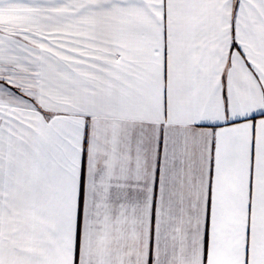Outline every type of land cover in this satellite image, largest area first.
Returning <instances> with one entry per match:
<instances>
[{
    "label": "snow or ice",
    "instance_id": "snow-or-ice-1",
    "mask_svg": "<svg viewBox=\"0 0 264 264\" xmlns=\"http://www.w3.org/2000/svg\"><path fill=\"white\" fill-rule=\"evenodd\" d=\"M0 264H264V0H0Z\"/></svg>",
    "mask_w": 264,
    "mask_h": 264
}]
</instances>
